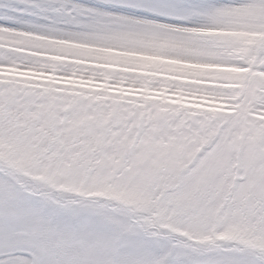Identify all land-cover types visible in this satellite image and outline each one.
I'll use <instances>...</instances> for the list:
<instances>
[{"label": "snow or ice", "instance_id": "snow-or-ice-1", "mask_svg": "<svg viewBox=\"0 0 264 264\" xmlns=\"http://www.w3.org/2000/svg\"><path fill=\"white\" fill-rule=\"evenodd\" d=\"M0 264H264V0H0Z\"/></svg>", "mask_w": 264, "mask_h": 264}]
</instances>
